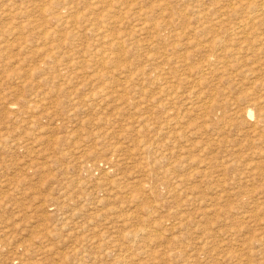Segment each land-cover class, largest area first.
Masks as SVG:
<instances>
[{"label":"rangeland","instance_id":"374dc122","mask_svg":"<svg viewBox=\"0 0 264 264\" xmlns=\"http://www.w3.org/2000/svg\"><path fill=\"white\" fill-rule=\"evenodd\" d=\"M0 264H264V0H0Z\"/></svg>","mask_w":264,"mask_h":264},{"label":"bare ground","instance_id":"6f19581e","mask_svg":"<svg viewBox=\"0 0 264 264\" xmlns=\"http://www.w3.org/2000/svg\"><path fill=\"white\" fill-rule=\"evenodd\" d=\"M252 114V113H251Z\"/></svg>","mask_w":264,"mask_h":264}]
</instances>
